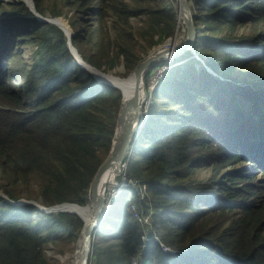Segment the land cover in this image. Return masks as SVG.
I'll use <instances>...</instances> for the list:
<instances>
[{
	"label": "trees",
	"instance_id": "1",
	"mask_svg": "<svg viewBox=\"0 0 264 264\" xmlns=\"http://www.w3.org/2000/svg\"><path fill=\"white\" fill-rule=\"evenodd\" d=\"M69 1L80 7L94 3L91 15H95L100 6L107 8L112 2ZM120 5L125 10V19L134 15L123 1ZM112 10L120 14L116 7ZM167 15L173 18L170 11ZM198 16L200 21L204 20L206 30L195 42L202 40L204 46L197 49L194 44V49L213 54L208 64L214 72L232 81L231 72L237 69L255 68L253 78L264 74L263 36L252 47H232L217 36L221 26L234 34L246 23L254 28L264 24V0H204ZM1 26L0 46H12L18 36L32 37L50 27L35 19L19 17L6 19ZM92 41L90 33L87 42ZM13 50L0 48V98L11 106V109L0 110V167L14 174L40 173L44 177L41 194L48 204H53L49 201L52 191L71 189L80 182L82 195L78 203L83 204L94 173L82 180L68 170L42 173L41 147L48 152L51 150L58 164L68 158L81 162L82 157L75 154L82 151L94 153L101 137L100 131L93 127V108L104 104L118 91L109 86L93 94L99 89L97 82L84 69H72L73 65L65 61L68 55L41 61L23 79L7 69L15 54ZM188 57L189 54L184 55L187 60L181 77L165 83L167 92L163 98L166 101L162 106L166 108L152 109L159 118L150 121L162 120L163 124L141 130L138 146L143 141L148 146L140 151L134 145L132 151L139 159L127 161L126 179L137 181L149 195L139 201L134 192L121 200L114 220L119 221L114 227L118 229L119 258L112 259L109 253L103 257L96 254V264H130L134 256L137 264H264V83L246 80L234 86L208 75L200 81L199 75H194V64L198 61H190ZM85 59L88 62L86 55ZM92 62L94 65H90L97 69L95 65L100 61L94 58ZM187 76L189 80L185 81ZM13 82L17 85L11 86ZM160 89L157 87L156 95ZM122 100L123 96L120 109ZM173 106L175 111H172ZM115 129L113 124V134ZM111 140L109 137L106 141L109 144ZM200 167L208 169L211 181L210 196L204 200L202 210L198 209L200 203L196 201L200 187L196 183L192 187L181 186ZM134 206L138 212L144 210L143 206L145 210L150 208L148 218L154 221L158 213L162 214L160 222L167 228L179 253H165L153 240L143 243L144 229L134 217L135 210L133 214L131 209ZM25 210L29 209L0 204V213H11L0 217V264H47L42 246L48 236L61 230L79 233L83 226L79 218L66 213L50 215L49 224L42 226L26 219ZM234 211L236 217L231 220L229 215ZM217 214L221 222L205 231L197 230L202 219L209 216L213 221ZM106 220L102 221L106 223ZM73 221L75 228L71 227ZM188 239L192 242L185 245Z\"/></svg>",
	"mask_w": 264,
	"mask_h": 264
},
{
	"label": "rangeland",
	"instance_id": "2",
	"mask_svg": "<svg viewBox=\"0 0 264 264\" xmlns=\"http://www.w3.org/2000/svg\"><path fill=\"white\" fill-rule=\"evenodd\" d=\"M120 1H123L127 5L134 14L133 16L125 19V10L120 5ZM203 2L204 0H186V3L194 12L193 21L196 27V38L200 34L203 35L206 30V28L204 29V20L200 21L199 16L197 17ZM93 5L94 3L85 7H80L77 4H72L69 0H0V29L2 27V21L13 17L30 20L35 19L36 21L47 23V25L50 26L49 28L41 29L32 37H26L25 34L23 37L18 36L16 38V44H12V46H0V48L7 47L15 51V54L7 65L8 71L24 79L31 69L35 65L41 63V61L65 57V55H68L65 61L70 66L73 65L72 69H74V58L81 55L84 61V71L89 75L96 76L95 81L97 83L95 85H97L99 89L95 90L93 94L100 89L108 88L109 84L114 80L125 79V81L122 80L121 82L114 83L119 85L122 92L117 89L118 87L110 85L111 89L118 91V93L114 97L107 99L104 104L95 105L93 108L95 117V124L93 127L100 131L99 134L101 137L99 146L94 148V153L82 151L75 154V157H82L81 162L78 160L71 161L70 158H68L63 164H58L57 157L51 155V150L48 152L47 149L41 147L40 168L42 173L47 174L53 172L54 169L68 170L70 173H73L75 177L80 178V180L94 173L90 184L102 163L109 156L112 141L117 131V119L122 93L123 103L129 94V90H125L127 89L126 84L130 82L128 77L134 69L144 61L150 52L153 51L154 53L160 49H168L171 48L173 44L175 45L181 42L182 39L180 40L178 38H184L186 30L181 18L179 19L180 24L178 23L177 15L179 8L176 0H112L107 8L100 6L96 10L95 15H91L90 10ZM113 7L119 9L120 14H116L114 10H112ZM168 11L172 13V19L167 15ZM27 14H30V16H27ZM196 21L198 26L196 25ZM201 29L204 30L198 34V31ZM90 33H92L93 41L91 44H88L87 38ZM170 34H172L171 37L169 36ZM206 36H208V33ZM217 36L223 37L225 39L224 43L232 47H252L260 36L264 37V24H260L257 28H254L251 23H246L240 26L234 34H229L226 27L221 26ZM171 39L174 40L173 43ZM195 42L194 44L197 46V49L204 46L202 40L198 43ZM96 43L97 46L94 47ZM194 44L191 53L185 52L183 56L170 60L167 59L168 61H162L164 59L158 60L148 68L149 70L143 79L144 95L142 99L144 102L140 105V109L143 112L141 120L144 123V127L149 126L154 129L157 124L159 125L158 127L163 124L162 120H160V122L159 120L150 121L151 119L159 118L155 117L152 109L154 108L156 111H162L166 108L162 106V103L166 101L163 98L166 91L165 83L172 79L176 81L181 77L182 69L185 68V61L187 60L184 59V55L186 54L190 55V57H188V59H192L190 61H198V63L194 64V71H196L194 75L198 74L199 76L197 77H199L198 79L200 81L208 75L220 79L225 82V84L234 86H239L242 81L246 80H253V83H264V74L260 76L256 75V77L253 78V76H255V68H251L247 71L237 69L231 72L234 81L229 78L221 77L220 74L214 72L208 64V58L213 54H211L210 51H196V49H194ZM163 45L164 47H162ZM85 55L88 58V62L85 59ZM94 58L100 61L99 64L95 65L97 69L90 65L93 64L92 61ZM126 65H128V67H126ZM199 70L203 71L200 72ZM245 72L247 74L246 76H244ZM188 80L189 78L187 76L185 81ZM13 85L17 84L13 82L11 86ZM159 86L161 91L159 95H156V89ZM6 109H11V106L7 104L6 100L0 98V110ZM175 110L176 107L173 106L172 111ZM156 121L159 123H156ZM113 124L116 126L114 134L111 132ZM118 127H120V120ZM109 137H112V140L108 144L106 140ZM137 137L132 148L135 145L139 147L140 151H143L148 144L143 141L142 144L138 146L139 141L137 142ZM130 159L138 160L139 156H135L134 151H132L127 161ZM49 160H53L54 162ZM127 165L128 162L125 163L124 166L119 167L113 176L111 184L106 187L104 192L103 203L97 214L99 226L97 228L94 243L90 248V259L95 264L97 263L95 259L96 254L103 257L106 253H109L112 259L119 258L117 254L118 242L114 239L115 235L118 234V229L114 227L119 221L114 220L117 217L115 215L118 212L121 200L124 197H131L134 192L138 196L137 198L139 201L142 200V198H147L149 195L147 190L137 181H129L126 179L124 174L127 170ZM245 166L248 169H253L249 164ZM253 171L255 170L253 169ZM257 175L259 176V173ZM43 181L44 177L35 171H30L28 173L26 171H21L14 174L0 167V204L9 203L29 209L24 211L25 218L33 223H40L42 226L49 224L50 215L55 213H66L64 212L65 210L56 208L64 204L79 205L91 212L90 206H92V203L89 197V190L86 191L88 197L85 198L83 204L78 203L82 195L80 191V182H76V186L71 189H66L61 192L52 191L49 196V201L53 204H48L41 194ZM194 183L200 187L197 194L198 199L196 201L200 203L198 209L202 210L205 208L204 200L210 196V190L208 189L211 183L210 173L206 167H200L195 170L194 174L184 180L181 186L192 187L195 185ZM60 199H67L68 201L58 203L56 200ZM195 203V205H198V202ZM66 208L70 211L68 207ZM131 209L132 211L135 210L139 218L147 219L140 223L145 231L146 238L150 236L154 242L158 241L161 249L166 253L175 255L179 252L178 246L172 242L173 238L168 235L167 228L160 222L161 213L157 214L156 220L154 221L148 218L149 215L151 216L149 213L150 208L145 210L143 206L144 210H139V212L136 206ZM235 213L234 211L229 215L231 220L233 217H236V215H234ZM10 214L11 213L6 214L1 212L0 217H7ZM66 214L74 215L79 218L76 214ZM106 214H108V217L106 223H104L101 219ZM221 220L222 218L218 214L213 221L209 219V216H206L200 221L197 230L205 231L214 226L215 223L221 222ZM71 227H76L75 221L72 222ZM57 232V234L49 235L47 241L42 246L44 259L47 264H64V260L68 258L67 260L70 262L68 264H74L71 260H76L75 249L81 230L79 233L74 231L73 233H68L64 230ZM191 242L192 239H188L185 245H189Z\"/></svg>",
	"mask_w": 264,
	"mask_h": 264
},
{
	"label": "water",
	"instance_id": "3",
	"mask_svg": "<svg viewBox=\"0 0 264 264\" xmlns=\"http://www.w3.org/2000/svg\"><path fill=\"white\" fill-rule=\"evenodd\" d=\"M178 3V14L180 11H183L188 15V24H187V32H186V37L184 41L174 47L171 51L167 52V58L166 59H173V58H178L182 56L185 52H192L193 51V44L196 39V27L194 25L193 21V13L188 4L186 3V0H182L180 3V0H176ZM165 59L164 57L160 56H153L146 61H143L138 65L137 68L134 69V71L131 73V76L133 78V81L135 85L137 86L138 83V78L139 75L148 70V68L156 61ZM142 117V116H141ZM143 125V122L138 121V119L135 117L133 111L129 114L128 118L126 121L122 124L121 126V131H120V136L118 140V145L115 153L112 155H109V165H106L103 169L101 170H106V171H112V170H118L119 167L123 166L125 163V159L127 154L130 152L131 145L134 141L135 136L137 133H139V130L141 126ZM140 127V128H139ZM139 128V129H138ZM110 154V153H109ZM101 170L98 169L97 173L94 176L92 186L93 189H96L97 186V181L100 176ZM103 199V197H102ZM91 203L94 202L95 200V195L94 192L90 196ZM94 206V205H93ZM95 211L93 215V219L91 223H84V227L82 230L83 233V245H82V250H81V255L79 259V263L77 264H87L89 253H90V248L92 246V237H93V230L96 229L97 227V214L98 212L95 210V206L92 207ZM66 212L72 213L69 210H66Z\"/></svg>",
	"mask_w": 264,
	"mask_h": 264
},
{
	"label": "bare ground",
	"instance_id": "4",
	"mask_svg": "<svg viewBox=\"0 0 264 264\" xmlns=\"http://www.w3.org/2000/svg\"><path fill=\"white\" fill-rule=\"evenodd\" d=\"M181 2H182V0H180V3ZM180 18L183 20V23H184L185 28H186L184 38H182V37L178 38L180 40L182 39V41L179 42L178 44H175V45L173 44L171 48L160 49L159 51H156L154 53H153V51L150 52L148 54V56L144 59V61H146L147 59H149V58H151L153 56L164 57L165 59L162 60V61H168L166 59L167 58V52L171 51L174 47L180 45L184 41V39L186 37L187 24H188V15L186 13H184L183 11H180V13L177 15V19H178V23L179 24H180V22H179ZM183 31H184V28H183ZM173 41L174 40H172L171 42L173 43ZM164 45L162 47H164ZM162 47H159V48H162ZM162 61H159V62H162ZM82 65H84L83 59H82ZM148 70L142 72L139 75L137 86L135 85L132 76L130 75L128 77L130 82L128 84H126V88L127 89H125V90L126 91L129 90V94L126 97V99L124 100V103H123V100H122V105H121V109H120V113H119V117H118L119 118L118 119V124H119V120H120V127L117 128V132H116V135H115V137H114V139L112 141L111 150H110V154L109 155H112L113 153H115V151L117 149V145H118V140H119V136H120L121 126L126 121V119L128 118L129 114L132 111H133L135 117L138 119V121L141 122V116H142L143 112L140 109V105H142L143 102H144V100L142 99V97L144 95V92H143V90H144L143 79H144L145 75L147 74ZM122 80L125 81V79L114 80V81L111 82V84H109V86L110 85L111 86H115V87H118L121 90L119 85L114 84V83H118L119 81L121 82ZM122 96H123V93H122ZM121 111H122V115H121ZM120 117H121V119H120ZM106 165H109V156L106 158V160L100 166L99 170L103 169ZM115 173H116V170H112V171L101 170L100 176H99L98 181H97L96 189H93V186L91 184V187H90V190H89L90 191V195L93 192H94V195H95V200L92 203V206H90L91 212L89 210H87L86 208H83L82 206L80 207L79 205L78 206L77 205H64V206H61L59 208H61L62 210H67L66 207H68L72 213H75L80 218L82 217L83 219L82 218L81 219L84 220L85 224L91 223L92 219H93V215L95 213V211H94V209L92 207L95 206V210L97 212H99L100 206L103 203L102 197L104 196V192L106 190V187L109 184H111V181L113 180V176L115 175ZM82 238H83V233L81 232L80 236L78 237L77 245H76V249H75L76 260L75 259L71 260V262L74 263V264H76V261L79 263L81 250H82V245H83ZM67 259L68 258H66L64 260V264L70 263Z\"/></svg>",
	"mask_w": 264,
	"mask_h": 264
},
{
	"label": "clouds",
	"instance_id": "5",
	"mask_svg": "<svg viewBox=\"0 0 264 264\" xmlns=\"http://www.w3.org/2000/svg\"><path fill=\"white\" fill-rule=\"evenodd\" d=\"M192 13H193V16H194V12L192 11ZM189 53H191V52H189ZM183 56V55H182ZM82 56L81 55H79V56H76L75 58H74V64H75V68L74 69H77V68H82L83 69V65H82ZM94 80H96V76H94V75H90ZM102 82V81H101ZM117 89H119V88H117ZM120 90V89H119ZM144 127V123H143V125L141 126V128H140V130H139V133L141 132V130H142V128ZM117 132V131H116ZM139 133H137V135L139 134ZM116 135V134H115ZM137 135L135 136V138H134V141H133V143H132V145L134 144V142H135V140H136V137H137ZM132 145H131V148H130V152H129V154L130 153H132ZM129 154H127V156H126V159H125V163H127V159H128V156H129ZM106 160V159H105ZM124 163V164H125ZM103 164V163H102ZM124 166V165H123ZM94 179V178H93ZM93 182V181H92ZM92 184V183H91ZM91 184H90V186H91ZM142 187H144V186H142ZM145 188V187H144ZM91 196V195H90ZM89 196V197H90ZM64 205H69V204H64ZM64 205H61V206H64ZM16 206V205H15ZM19 206V205H18ZM61 206H58V207H56L57 209H60L59 207H61ZM64 212H66V210L64 211ZM110 212V211H109ZM109 212H108V214H109ZM66 213H69V212H66ZM72 214H75V213H72ZM108 214H106V215H104L103 217H102V219H101V221L103 220L104 221V219L105 218H107L106 216L108 215ZM133 214H134V211H133ZM79 217V216H78ZM134 217H136L137 218V220L141 223L142 221L144 222V220H147L146 218H139L136 214L134 215ZM80 218V217H79ZM81 219V218H80ZM82 220V219H81ZM102 221V222H103ZM82 222H84V220H82ZM85 223V222H84ZM84 223H83V226H82V229H81V232H82V230H83V227H84ZM98 226H99V222H98V220H97V227H96V229L95 230H93V237H92V244L94 243V239H95V236H96V233H97V228H98ZM80 232V233H81ZM142 233H143V236H142V241H143V243H145V242H147V241H149V240H153L152 239V237H147L146 238V235H145V233H144V231H142ZM116 237H117V234L115 235V240H116ZM156 243L160 246V243L158 242V241H156ZM166 253V252H165ZM177 253H179V252H177ZM169 254V253H168ZM170 255H172V254H170ZM87 264H94V262H92V260L90 259V253H89V257H88V261H87ZM130 264H137V261H136V256H134V257H132L131 258V260H130Z\"/></svg>",
	"mask_w": 264,
	"mask_h": 264
},
{
	"label": "built area",
	"instance_id": "6",
	"mask_svg": "<svg viewBox=\"0 0 264 264\" xmlns=\"http://www.w3.org/2000/svg\"><path fill=\"white\" fill-rule=\"evenodd\" d=\"M146 221V220H145Z\"/></svg>",
	"mask_w": 264,
	"mask_h": 264
}]
</instances>
